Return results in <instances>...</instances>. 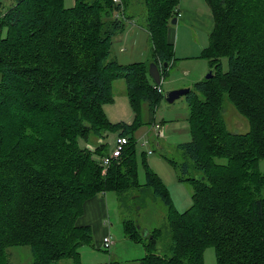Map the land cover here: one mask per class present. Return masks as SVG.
<instances>
[{"label":"trees","instance_id":"16d2710c","mask_svg":"<svg viewBox=\"0 0 264 264\" xmlns=\"http://www.w3.org/2000/svg\"><path fill=\"white\" fill-rule=\"evenodd\" d=\"M121 1L75 0L65 7L63 0H16L0 10V32L7 27L0 36V264H10L8 247L24 245L31 264H81L79 248L92 242L91 228L76 223L85 200L142 187L166 204L170 243L159 253L161 229L144 234L135 220L123 219L125 236L143 241L139 264H204L208 246L216 264H264V171L258 168L264 159V0H206L214 25L203 56L212 75L185 94L191 139L177 144L183 159L170 160L178 179L192 186L191 205L182 212L144 160L146 180L139 182L134 138L165 97L151 85L148 66L154 62L162 77L174 60L166 30L179 0H144L151 54L129 64L110 57L111 39L125 25L116 16L123 13ZM120 78L134 112L129 124L111 123L103 110ZM224 96L247 120L246 132L227 128ZM6 120L18 124V134H7ZM114 132L127 134L128 142L102 175L91 155L103 156L107 144L92 151L79 139ZM192 170L197 178L188 175Z\"/></svg>","mask_w":264,"mask_h":264},{"label":"rangeland","instance_id":"374dc122","mask_svg":"<svg viewBox=\"0 0 264 264\" xmlns=\"http://www.w3.org/2000/svg\"><path fill=\"white\" fill-rule=\"evenodd\" d=\"M15 1L16 0H0V3L3 8L7 9L14 4ZM63 1L65 7H71L74 5L75 0ZM123 2V15L121 16V13L119 12L120 18L124 19L125 14L128 16L132 15L135 19L131 22L125 20L126 23L124 28L112 37L110 57L112 59L116 57L119 63L126 64L124 62V58H127L128 55L126 52H122V50H124L123 47L127 45L129 28L131 26L136 30L134 22L137 26L139 24H144L146 28V5L144 0H123ZM184 2L194 7V9H199L201 5L204 6V11H206L207 14H210V16H208L207 19L206 17H203L207 22L204 26H197V16H192L191 18H189V16L186 18L191 24H182L177 23L176 21V23H171L169 25V28H172V41L170 44L173 47L174 60L170 66L165 68L163 73L160 84L162 95H165L168 91L179 87H191L194 82L202 80L210 69L208 60L203 56V50L208 47L209 35L214 25L212 12L210 11L206 0H179L178 7ZM182 11L183 9H180L176 18L181 17L180 14H182ZM176 30H178V37L176 35ZM6 33L7 27L3 26L0 32L1 38L5 37ZM131 35L134 39H129L131 47L138 48L139 54L144 56V60L142 61H147L151 54L150 33L147 30L145 31V35ZM176 37L177 43L175 41ZM221 62L222 69L226 70V58L223 57ZM150 83L151 85L155 84L152 79ZM112 93L113 99L115 98V102L112 101L109 104L114 102L112 109H117L118 112L122 111L125 108L124 95H126V86L123 78L113 81ZM143 107L146 112V106L144 105ZM188 114L189 109L185 95H181L170 103L167 102L164 97H160L154 104L153 111L151 113L153 122L151 124H143L138 127V137L135 135L136 131L134 133V138L136 140L135 149L137 157V177L139 182L143 184L146 180L145 166L143 164L144 160L148 168L153 171L165 185L174 208L179 212L186 210L191 205L192 186L189 182L180 181L178 179V171L170 163V160L181 161L183 159V153L177 147V144L191 139ZM222 114L227 128L230 131L243 133L249 129L247 120L235 110L234 106L230 103L226 96H224L222 102ZM142 117H144V112H142ZM6 122L7 134L10 137L14 134H18V124H14L8 120H6ZM51 129H49L48 132H50ZM114 134H117V132L106 134L103 139V143L99 142L98 139L95 138H92L87 142L79 139V145L82 148H90L93 151L94 149L100 147L99 145L107 144V149L105 151L107 152L110 148V144L107 142H112V138L110 139L109 137H112ZM124 136L129 137L127 134ZM96 153H93L91 156L95 162L99 163L100 155H98V151H96ZM143 154H145L144 159ZM219 160L221 161L222 159ZM258 168L260 171H264V159L260 160ZM188 175L197 178L199 173L192 170ZM106 195L111 196V199L108 198V204L110 207V220L113 224L111 233L114 235L115 242L113 247L111 246V251H114V248L116 249L118 256L120 257V262L127 255V257H133V261H129L127 264H139L140 259L146 252L143 241H132L125 236L122 226L123 219L135 220L143 233L145 230L151 231L158 228L161 229L162 235L158 240L157 251L159 253L165 252V247L170 243V235L165 217L167 207L162 200L153 196L151 191L146 187H142L141 189L133 188L120 196L114 192H107ZM143 240L147 241L145 237ZM7 257L10 264L32 263L31 249L27 245L8 247ZM62 260L70 262V259ZM203 263L216 264L214 249L211 246L206 247L204 250Z\"/></svg>","mask_w":264,"mask_h":264},{"label":"crops","instance_id":"0c3cea01","mask_svg":"<svg viewBox=\"0 0 264 264\" xmlns=\"http://www.w3.org/2000/svg\"><path fill=\"white\" fill-rule=\"evenodd\" d=\"M13 5V4H12ZM11 5V6H12ZM8 9V8H7ZM6 8H3L0 3V10L5 11L7 10ZM183 9L181 17H177L176 21L177 23H189L186 18H191L192 16H197V26H204L207 24L205 19L203 17L210 16V14H207L206 11H204V6H200L199 9H194V7L190 6L188 3H181L180 6L178 7V10ZM203 10V11H201ZM179 15V16H180ZM212 17V16H211ZM133 19H135L134 16L132 15H125L124 14V22L126 23L125 20H128L131 22ZM182 19V20H181ZM206 22V23H205ZM134 26L136 27V30L130 26L129 32H128V40H127V45L123 47L124 50L122 52L127 53V58H124V62L130 63V62H138L144 60V56L139 54L138 48H133L130 45V38L131 40H134L132 35L135 36H141L142 34L145 35V25L144 24H137L134 22ZM210 29V28H209ZM172 28L168 27L166 30V38L168 43H171L172 38H171V31ZM177 37H178V30H176ZM145 37V36H144ZM177 37L175 38V41L177 43ZM116 59V57H114ZM118 61V59H116ZM148 60V59H147ZM181 86V85H180ZM185 86V85H183ZM189 87V86H188ZM180 88V87H179ZM115 102V98L113 99ZM113 102V103H114ZM104 104L103 105V110L105 115L107 116L108 120L111 123H117V122H125L129 123L133 120L134 118V112L130 106L129 100L126 95H124V103H125V108L122 111H119L117 109L113 110L112 106L114 104ZM133 117V118H132ZM135 133V132H134ZM136 137L139 136V133L136 130L135 133ZM134 135V136H135ZM110 139L112 137H109ZM107 192L99 193L87 200H85L83 204V213L81 216L78 217L76 223L78 226H89L91 228L92 232V242L89 245H83L79 248L80 252V261L81 264H127L129 261H133V257H127L122 259L120 262L118 252L114 248V251H111L113 245L115 244L114 242V235L111 233V228H112V221L110 220V207L108 204V198L111 199V196L106 195ZM109 199V203H110ZM110 234L112 236V247L110 249L106 250L101 247V242L103 236ZM127 243V242H126ZM106 250V251H105ZM107 253H105V252ZM116 260V261H115ZM54 264H73L72 260L70 259V262H65L62 259L56 261Z\"/></svg>","mask_w":264,"mask_h":264},{"label":"built area","instance_id":"2783aa9c","mask_svg":"<svg viewBox=\"0 0 264 264\" xmlns=\"http://www.w3.org/2000/svg\"><path fill=\"white\" fill-rule=\"evenodd\" d=\"M113 1L116 4L122 5V1L121 0H113ZM120 13H121V16H122L123 15L122 11H120ZM116 16L120 17L119 13H116ZM161 80H162V77L160 76V83H158V84L155 83L153 85L154 88H156V90L158 92H162V89H161V86H160ZM98 141L103 143V139H98ZM127 142H128L127 137H125L123 135H118V134H116V135H114L112 137V142L111 143L107 142L108 144H110V148H109L107 153H105L103 156H101L99 158V164H100V166L102 168V170H101L102 174H105L107 169H108V167H109V165H110V163L112 161L116 160L120 156V154H121L124 146L127 144ZM112 243H113V240H112L111 235L107 234V235L103 236V238H102L101 247L103 249L108 250V249H110Z\"/></svg>","mask_w":264,"mask_h":264},{"label":"water","instance_id":"95a60500","mask_svg":"<svg viewBox=\"0 0 264 264\" xmlns=\"http://www.w3.org/2000/svg\"><path fill=\"white\" fill-rule=\"evenodd\" d=\"M171 23H176V17L172 18ZM164 67H167V64H163ZM148 74L151 77V79L156 83H160V70L159 67L154 63V62H149L148 66ZM212 75V69H209V72L205 75V78H209ZM190 90V87H181V88H176L168 91L165 94V100L167 102H173L175 99L180 97L181 95H185L188 91ZM146 230L144 234H146Z\"/></svg>","mask_w":264,"mask_h":264}]
</instances>
